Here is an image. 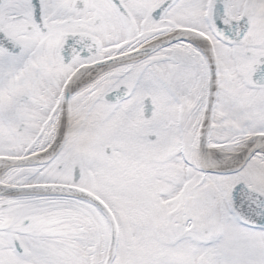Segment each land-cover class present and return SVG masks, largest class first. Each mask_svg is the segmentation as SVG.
I'll return each mask as SVG.
<instances>
[{
	"label": "snow or ice",
	"instance_id": "snow-or-ice-1",
	"mask_svg": "<svg viewBox=\"0 0 264 264\" xmlns=\"http://www.w3.org/2000/svg\"><path fill=\"white\" fill-rule=\"evenodd\" d=\"M0 264H264V0H0Z\"/></svg>",
	"mask_w": 264,
	"mask_h": 264
}]
</instances>
